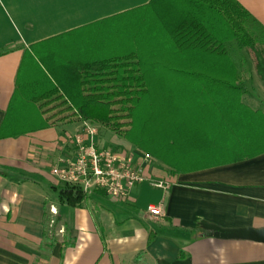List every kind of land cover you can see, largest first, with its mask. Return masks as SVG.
I'll return each mask as SVG.
<instances>
[{
	"label": "crops",
	"instance_id": "0c3cea01",
	"mask_svg": "<svg viewBox=\"0 0 264 264\" xmlns=\"http://www.w3.org/2000/svg\"><path fill=\"white\" fill-rule=\"evenodd\" d=\"M235 1L264 28V0ZM151 5L183 10L182 0H0V264H264V244L222 237L264 229V121L256 126L247 114L184 115V173L151 157L146 182L125 201L101 191L75 207L59 199L65 184L51 171L76 157L67 138L95 122L69 112L73 125L61 127L65 107L53 89L67 106L81 105L69 62L93 59V38L112 44L137 32L136 12ZM166 18L149 24L172 25ZM138 44L134 34L133 53ZM113 49L96 55L114 58ZM251 64L256 85L245 87L244 71L242 103L264 114V84ZM96 142L147 154L99 130ZM159 181L168 194L153 186Z\"/></svg>",
	"mask_w": 264,
	"mask_h": 264
},
{
	"label": "trees",
	"instance_id": "16d2710c",
	"mask_svg": "<svg viewBox=\"0 0 264 264\" xmlns=\"http://www.w3.org/2000/svg\"><path fill=\"white\" fill-rule=\"evenodd\" d=\"M182 1L183 10L177 12L164 14L155 5L136 12L141 20L137 32L129 28L122 32V40L112 44L93 38L87 44L93 59L69 62L80 86L81 105L67 106L58 88L53 89L54 101H60L64 111L104 126L175 174L184 173L187 113L214 111L225 118L247 114L256 126L264 121L263 113L242 103L247 64L243 51L264 84V28L235 0ZM165 17L172 25L149 24ZM134 34L139 50L133 53ZM107 48H114L118 56L96 55ZM170 97L176 103L171 104ZM86 196L77 186L65 184L59 189L61 203L72 207Z\"/></svg>",
	"mask_w": 264,
	"mask_h": 264
},
{
	"label": "built area",
	"instance_id": "2783aa9c",
	"mask_svg": "<svg viewBox=\"0 0 264 264\" xmlns=\"http://www.w3.org/2000/svg\"><path fill=\"white\" fill-rule=\"evenodd\" d=\"M98 129L91 123H83V133L69 140L77 148L75 159L62 160L51 173L62 184L80 187L84 194L104 192L111 200L122 202L131 191L146 182L143 163H151L148 154L137 156L129 150L99 148L96 142ZM153 186L169 193L170 185L165 181L154 182ZM150 216H162L161 206H149Z\"/></svg>",
	"mask_w": 264,
	"mask_h": 264
},
{
	"label": "rangeland",
	"instance_id": "374dc122",
	"mask_svg": "<svg viewBox=\"0 0 264 264\" xmlns=\"http://www.w3.org/2000/svg\"><path fill=\"white\" fill-rule=\"evenodd\" d=\"M245 53V56H246V58H247V60H248V63H247V66H246V68H245V75H244V84H245V87L247 86V87H254L256 84H255V82H254V80H253V72H252V70H253V67H252V64H251V59L249 58V55L247 54V52L246 51H243V54ZM177 90V89H176ZM178 96V95H177ZM178 99V98H177ZM169 102L171 103V104H173V103H176L175 102V98H173L172 99V97H170L169 98ZM61 114H63V116L64 117H62V120H64L65 122H62L60 125H61V127H63V126H67V125H71L73 122H74V120L70 117V113L69 112H67V111H65V112H63L62 111V113ZM66 120H67V122H66ZM68 120H69V122H68ZM73 125V124H72ZM95 126L98 128V130L100 131V136H101V138L103 139V140H107L108 138H110V137H112L113 135H115L114 133H112L111 131H109L108 129H106V128H104V126H102V125H100V124H98V123H95Z\"/></svg>",
	"mask_w": 264,
	"mask_h": 264
},
{
	"label": "water",
	"instance_id": "95a60500",
	"mask_svg": "<svg viewBox=\"0 0 264 264\" xmlns=\"http://www.w3.org/2000/svg\"><path fill=\"white\" fill-rule=\"evenodd\" d=\"M222 237L235 239V240L250 241L258 244H264V229L261 230L247 229V230L226 232L222 234Z\"/></svg>",
	"mask_w": 264,
	"mask_h": 264
}]
</instances>
